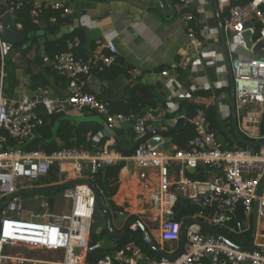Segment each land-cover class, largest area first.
I'll return each instance as SVG.
<instances>
[{"label": "built area", "instance_id": "1", "mask_svg": "<svg viewBox=\"0 0 264 264\" xmlns=\"http://www.w3.org/2000/svg\"><path fill=\"white\" fill-rule=\"evenodd\" d=\"M7 5V14H16L27 3L31 4V16L34 20L43 14L41 0H0ZM183 8L188 0H181ZM56 10L67 13L64 3L57 0L51 4ZM186 22L193 15H183ZM56 22V17L51 18ZM261 22L259 39L264 38V0H249L234 10L224 24L226 33L233 36L238 46L244 47L242 34L248 23ZM17 28L22 29L21 23ZM188 42L181 53L179 65L187 66L193 58L206 53L204 43L193 25H187ZM5 27L0 17V74L4 73L5 57L13 50V43L2 36ZM67 50L55 55L52 69L69 79L70 95L62 100H50L39 94H23L18 100H10L0 89V205L11 198L0 211V264H26L43 262L46 264H202V259L211 257L218 264H264V242L255 241L256 247L244 250L231 245L221 237L207 234L199 220L215 229H230L243 233L251 229L254 200L264 178V146L251 151L238 147L228 148L211 130L204 113L191 120L195 135L189 140L186 149L160 151L147 142L137 147L130 157L112 150L108 145L96 151L84 147L59 148L54 151L43 149L23 150L15 147L24 137L33 135L44 125L45 120L38 113L42 103L49 106L51 114H57L68 108L77 111H92L105 115L107 123L113 128L116 122L133 123L138 138L143 136L152 123L160 118L159 113L149 112L144 116L134 114L114 115L110 105L85 91L87 78L94 71L110 67L117 60L115 43L110 40H97L102 49H98L87 60L77 58L74 49L80 46L77 37L66 39ZM106 49L108 52H104ZM235 83V102L241 108L264 106V57L237 56L231 61ZM170 75V71L163 72ZM171 98V97H170ZM168 110H172L171 107ZM262 109L248 111L243 117L242 131L254 141H263L264 135L256 128L253 114L258 119ZM258 124V123H257ZM14 144H13V143ZM120 160H131L140 168L157 171V185L150 194L153 210L152 222L158 223L157 236L163 242L179 243L182 230L188 219H192L186 234L182 253L175 258L162 256L152 260L146 258L140 245L131 240L114 253H107L96 263L92 255L104 247L95 241L93 223L97 199L93 188L86 183L77 184L63 190L65 199L70 200L68 213H55L49 209L48 201L42 200L40 210L26 208L25 196L19 193L25 189L39 188L34 183L45 179L57 169L62 173L79 175L89 167L93 180L101 169L115 165ZM206 166L211 177L205 180L189 177L188 171ZM35 185V186H34ZM202 197L205 204L191 214L176 220L177 208L185 199ZM259 199V221L264 222V191ZM242 213L244 219L238 218ZM234 219V223L231 220ZM133 224L130 231H136ZM264 237V235H263ZM18 248L31 251H44L62 256L57 259L39 260L29 257ZM79 253H76V249ZM171 255V254H170Z\"/></svg>", "mask_w": 264, "mask_h": 264}, {"label": "crops", "instance_id": "2", "mask_svg": "<svg viewBox=\"0 0 264 264\" xmlns=\"http://www.w3.org/2000/svg\"><path fill=\"white\" fill-rule=\"evenodd\" d=\"M41 1L44 10L51 8L57 11L51 7V4L57 0ZM59 1L63 2L69 11L63 13L66 14L67 21L58 28L52 27L54 22L51 18L56 16L51 15L46 18L43 16L44 11L36 20L29 13V17L38 26L28 32L23 28H17V23H20L17 14L11 21L12 28L26 38L12 42L13 50L5 57L4 73L0 74V89L10 100H18L23 94H39L50 100L67 98L71 93L69 79L54 71L51 66L55 55L67 50L66 39L75 37L80 39V46L73 52L77 58L84 60L91 57L98 49L103 50V47L97 45V40L110 39L116 45L117 60L110 67L92 72L86 80L85 91L107 102L112 114L144 116L149 112H155L160 114V118L152 123L150 128H169L178 117L193 110L188 108L189 105L202 107L205 104L215 109L217 120L224 132L229 133L227 119L230 116L232 118V96L219 19L226 23L222 10L230 0H188L189 5L184 8L181 0ZM187 13L193 15V19L188 22L183 17ZM188 24L196 28L206 53L193 58L187 66L181 67L179 61L188 42L186 29ZM258 27L260 29L263 27L261 22L252 24L254 35ZM232 38V35L226 33L227 52L231 61L239 55L264 57V50L253 53L246 45L238 46V37L236 43ZM104 52L108 51L104 49ZM165 71H170L171 74L164 75ZM235 106L241 133H243L244 115L248 111L256 112L262 109L259 119L255 114L252 117L255 127L261 130L264 106L241 108L236 102ZM169 107L172 108L171 111L168 110ZM38 113L45 123L34 133L33 139L29 140L33 149L40 143H42L40 149L52 150L84 147L96 151L105 145L110 148L114 145V138L108 135L101 123H107L105 115L71 108L51 114L46 103L38 107ZM202 113H204L203 108ZM111 129L120 138L123 149H129L138 138L131 121L116 122ZM174 148H177V145L174 144L173 138L171 149ZM112 150L118 151L115 148ZM119 163H123V166L118 176H111L107 180L106 173L110 167L108 166L105 167L106 171L103 168L95 174L92 180L101 191L104 204L112 214L116 234H121L126 224L131 219L137 218L146 225L163 252L177 254L178 244L161 241L157 236L158 223L152 222L150 194L157 185V171L140 168L131 160H120L116 164ZM54 173L58 175L52 178ZM91 177L89 167H85L79 175H70L54 169L45 179L34 183L39 188L31 189H42ZM114 187L116 189L112 195L110 188ZM23 195L25 204L29 197L40 198L39 209L41 201L43 199L47 201L48 198L43 194ZM60 201L62 204L58 205L59 209L55 210L54 202L52 211L60 214L68 213L71 202L64 198L63 192L60 194ZM114 207H118L119 211H115ZM101 222L107 225L105 216ZM216 230L236 245V241H232L227 236L232 232L229 228ZM250 230L253 232V216ZM205 233L212 234L208 228ZM263 235L264 222L259 221L257 241L264 242ZM92 238L95 239L94 234ZM95 241L111 247L113 249L111 253L116 250L117 240L111 236L105 240ZM142 250L146 258L152 260L160 259L159 255L163 256L157 251H144L143 248ZM60 254L61 257L62 253ZM37 259L44 261L51 258ZM26 264L46 263L40 261ZM202 264L218 263L211 257H205L202 259Z\"/></svg>", "mask_w": 264, "mask_h": 264}, {"label": "water", "instance_id": "3", "mask_svg": "<svg viewBox=\"0 0 264 264\" xmlns=\"http://www.w3.org/2000/svg\"><path fill=\"white\" fill-rule=\"evenodd\" d=\"M7 8H8L7 5L0 1V17H1L2 23L5 27V31L2 34L3 38L5 40L10 41V42H19L21 40H25L26 37L23 34L18 33L16 30H14L12 28L11 21H12V19L16 18V14H7L6 13ZM219 21H220L221 37H222L224 49L226 51V62H227V67H228L229 77H230V88H231L232 109H233L232 110V120H233V130H234L235 137L237 138V140L240 143H242L243 145H245L248 148H250V147H255V148L263 147L264 146V140L263 141L248 140L242 135V133L239 129L237 115H236L235 83H234V77H233V72H232L231 60H230V58L228 56V52H227V42H226V33H225V29H224V23H223L221 18L219 19ZM251 26H252L251 23H248L246 25V28H245L244 33L242 34V37H243V40L245 42L246 47L249 50H252L253 53H260L264 50V38L259 39V36L257 38L256 37L257 35L256 34L254 35V32L251 29ZM110 113H111V110H110ZM200 113H202V107L200 105H198L192 111H189L185 115L178 117L176 119L175 123L173 125H171L169 128H159V127L150 128L143 136L137 138L134 141L133 145L129 149H123L122 148L121 143H120V138L118 137L116 132L113 129H111V127L108 125V123H106V122H101V123H102L105 131L108 133V135L112 136L114 138V145L111 148L112 149L115 148L122 155H124L126 157H130L134 154V152L138 146H140L141 144L146 143V142L153 147H157L158 150H160V151H168L171 148V144L173 143L174 133L181 126L190 123L191 120L194 119L196 116H198ZM33 137H34V134L29 135L28 137H24L23 140L28 141V140L33 139ZM41 145H42V143H40V145L36 146L34 149L35 150L39 149V147ZM106 170H107V168H105V171ZM82 183L89 184L93 188V191H94L96 199H97V205L101 208L102 213L106 218L107 229L109 231L110 236L113 239H116V240L123 239L129 233L130 226L133 224H136L143 231L147 243L149 244L151 249H153L154 251H157V252L161 253L163 256L169 257V258H175L176 256H179L182 253V250H183V247H184V244L186 241L187 229H188L189 224L192 222V219H188L184 225V228H183L182 234H181V240H180V250H179L178 254L176 256H172L166 252H163L159 248L154 236L152 235V233L148 230L146 225L140 219H137V218L131 219L126 224L123 232L121 234H116V232L114 230L112 214H111L110 210L108 209V207L104 204L101 191L98 189V187L96 186V184L92 180L82 179V178L81 179H75V180L67 181V182L61 183L59 185L52 186V187H47V188H42V189H25V190L20 191L19 193L47 195L48 196L47 201L49 204V208L52 211L53 206H54V202H55V198L53 197L54 193L62 191L66 188L73 187L77 184H82ZM263 191H264V178L258 187L257 196L258 197L261 196ZM258 197L254 200L253 232H252L251 244L247 247H239V248L244 249V250H250V249H253L256 247L255 241L257 238L258 224H259V214H258L259 199H258ZM11 198L7 199L4 203H2L0 205V211L3 208V206L6 203H8V201ZM192 203H199L201 205H204L205 200H204V198L199 197V198L185 199L182 202L183 205H191ZM196 221L201 223L203 225V227L208 228L213 235L221 237L222 239H224L226 242L230 243L231 245L238 247L237 245L232 243L226 237L221 236L220 233L215 228H213V227H211V226H209V225H207V224H205L199 220H196ZM75 251H76V253H79L78 248Z\"/></svg>", "mask_w": 264, "mask_h": 264}, {"label": "trees", "instance_id": "4", "mask_svg": "<svg viewBox=\"0 0 264 264\" xmlns=\"http://www.w3.org/2000/svg\"><path fill=\"white\" fill-rule=\"evenodd\" d=\"M249 0H230V3L224 7V9L222 10V16L224 18V22H226L233 14L234 10L245 5ZM31 10V4L27 3L21 10L17 11V15H18V22H20L23 25V30L28 32L30 30H34L35 28H37V24L34 23V21L29 17V13ZM51 15H55L57 21L55 23L52 24V27L54 28H58L63 22L67 21V16L66 14L63 15V11L61 10H57L54 11L51 8L45 9L44 10V14L43 16H46V18H49ZM258 31V28L256 29ZM1 59H0V65H1ZM5 65V64H4ZM196 106L198 105H189V109H194ZM202 108L204 110V113L206 114L208 121H209V127L211 128V130H214L217 134L222 133L224 134V130L222 128V126L220 125V122L217 120V116H216V111L215 109L210 105L207 106L205 104L202 105ZM228 126L230 127V131H229V135L227 136L225 134V138H224V143L226 145V147L228 148H232V147H238V148H242V149H248V147H246L245 145H243L242 143H240L237 138L235 137V134L233 132V127H232V118L231 116L228 117ZM261 135H264V116L262 119V123H261ZM232 134V136L230 137V135ZM195 135V129L194 127L189 123L186 125L181 126L175 133H174V144L177 145L178 149H186L188 148V144H189V140L194 137ZM242 135L251 141H254V139L248 137L247 135H245L244 133H242ZM13 143V142H12ZM14 144V143H13ZM17 145H21L22 147H29L30 149H23V150H32V144L31 141H23ZM45 151H54L52 149H43ZM257 150H259V148H257ZM123 163H119L116 164L114 166H110L108 167V172L106 173V179L108 180L109 177L111 176H118V173L120 171V169L122 168ZM188 175L189 177L193 178V179H199V180H205L211 177V171L208 167L206 166H201L198 169H195L193 171H188ZM115 187L113 189L110 188L111 194L113 195L115 193ZM199 209L200 207L196 206V208L194 207V205H179L177 208V216H176V220H180L183 216L191 214L193 211H195L196 209ZM115 211H119L118 207H114ZM238 218L240 219H244V215L242 213H240L238 215ZM231 223H234V219L231 220ZM203 230L206 232V228L204 227ZM104 234L107 235L108 237H110L109 231L107 229V227H105L104 230ZM232 241H236V236L232 233L227 235ZM94 240H98V239H94ZM134 240L136 241L143 249L144 251H154L153 249H151V247L149 246V244L147 243L144 233L143 231L138 227V229L136 231H129V233L120 240L116 241V249L117 248H121L122 246H124L127 242ZM247 241H245L246 243ZM248 245V244H247ZM111 251H113V249L110 247H106L104 246L102 249H100L99 251L95 252L92 255V262L96 263L100 258L104 257L107 253H111ZM159 258H161V256L159 255Z\"/></svg>", "mask_w": 264, "mask_h": 264}, {"label": "rangeland", "instance_id": "5", "mask_svg": "<svg viewBox=\"0 0 264 264\" xmlns=\"http://www.w3.org/2000/svg\"><path fill=\"white\" fill-rule=\"evenodd\" d=\"M256 37L258 38V36L260 35V27H258V31H256ZM253 107V106H251ZM230 131V130H229ZM225 134L228 136L229 133H219L218 136L219 138L224 142V138H225ZM232 136V134L230 135V137ZM15 147L18 148H23V149H30L29 147H22L21 145H16ZM251 151H256L257 148L255 147H250L249 148ZM56 174L58 175V173H54L52 178L56 177ZM39 183V182H38ZM63 192L59 191L53 194V197L55 198V210H58V205H61V201H60V194ZM40 198L37 197H29L27 198V203H26V208L27 209H31L34 211H38L39 209V202H40ZM67 206V204H66ZM38 207V208H37ZM194 207L196 208V205H194ZM198 207V206H197ZM198 209V208H197ZM103 213L101 208L97 205L96 207V212H95V217H94V223H93V234L95 235L96 239H100V240H105L108 239V236L104 234V230L105 227H107V225L104 222H101V219L103 218ZM114 218L116 219V216H114ZM232 234H234L236 236V245L237 246H248L251 243V238H252V231L251 230H247L246 232L243 233H238V232H231ZM245 241H247L245 243ZM179 245V243H177ZM248 244V245H247ZM18 251L23 252L24 254H26L29 257H33V258H51V259H57L59 257L58 254L56 253H48V252H44V251H31V250H26L24 248H18Z\"/></svg>", "mask_w": 264, "mask_h": 264}, {"label": "clouds", "instance_id": "6", "mask_svg": "<svg viewBox=\"0 0 264 264\" xmlns=\"http://www.w3.org/2000/svg\"><path fill=\"white\" fill-rule=\"evenodd\" d=\"M130 231V230H129Z\"/></svg>", "mask_w": 264, "mask_h": 264}]
</instances>
